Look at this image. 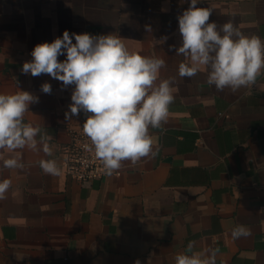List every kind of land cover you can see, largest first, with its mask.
<instances>
[{
	"label": "crops",
	"instance_id": "obj_1",
	"mask_svg": "<svg viewBox=\"0 0 264 264\" xmlns=\"http://www.w3.org/2000/svg\"><path fill=\"white\" fill-rule=\"evenodd\" d=\"M189 3L0 0V94L39 97L24 120L52 137L53 153L0 150V181L11 180L0 200V264H175L190 241L203 258L219 248L216 264H264V74L235 92L209 85L203 68L181 78L179 64L189 61L169 46L182 44L177 16ZM197 6L211 9L218 26L231 21L264 40V0H199ZM65 30L116 35L130 52L165 61L157 84L175 78L167 121L149 129L156 155L135 166L123 162L118 177L78 183L65 175L61 148L86 119L83 112L65 119L74 85L21 72L34 46ZM45 82L51 94L41 91ZM17 156L23 169L3 168ZM42 159H55L61 173H44ZM237 225L251 235L233 239Z\"/></svg>",
	"mask_w": 264,
	"mask_h": 264
},
{
	"label": "clouds",
	"instance_id": "obj_2",
	"mask_svg": "<svg viewBox=\"0 0 264 264\" xmlns=\"http://www.w3.org/2000/svg\"><path fill=\"white\" fill-rule=\"evenodd\" d=\"M198 3L199 0H190L188 8L177 16L182 44L169 46L189 61L179 64V76L191 78L203 68L207 83L218 91L228 88L235 92L256 85L258 76L264 74V40L245 35L231 21L218 26L211 20V9L198 7ZM167 39L164 36L154 40L155 45ZM30 55L32 60L22 65L23 74H48L62 82L63 88L74 85L65 119L81 112L86 115L82 127L91 141L88 150L94 151L107 175L121 169L125 161L135 166L143 158L156 155L149 129L162 127L174 102L175 78L162 79L157 84L160 70L165 67L163 59L130 52L113 34H77L68 30L51 43L37 44ZM60 56L65 59L61 61ZM41 91L51 94V84L43 83ZM38 102L39 97L27 91L0 94V150L28 147L52 156V137L24 120L29 106ZM24 167L18 156L3 161L5 169ZM39 167L49 175L61 173L55 159H42ZM10 187L11 180L0 181V200L6 198ZM249 235L250 230L243 225L231 232L233 239ZM193 246L190 241L185 253L175 256V264H216L219 248L207 249L210 255L203 258L202 253L193 252Z\"/></svg>",
	"mask_w": 264,
	"mask_h": 264
},
{
	"label": "built area",
	"instance_id": "obj_3",
	"mask_svg": "<svg viewBox=\"0 0 264 264\" xmlns=\"http://www.w3.org/2000/svg\"><path fill=\"white\" fill-rule=\"evenodd\" d=\"M69 141L61 148L60 159L65 175L78 183L91 182L96 179L118 177L123 168L107 175L102 162L95 158L94 151H89L91 141L84 134L83 127L68 132Z\"/></svg>",
	"mask_w": 264,
	"mask_h": 264
}]
</instances>
